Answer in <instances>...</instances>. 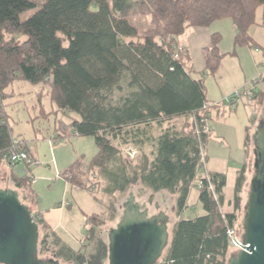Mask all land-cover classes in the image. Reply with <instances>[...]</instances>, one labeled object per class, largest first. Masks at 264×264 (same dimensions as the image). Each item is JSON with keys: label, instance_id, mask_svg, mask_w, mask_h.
<instances>
[{"label": "trees", "instance_id": "trees-1", "mask_svg": "<svg viewBox=\"0 0 264 264\" xmlns=\"http://www.w3.org/2000/svg\"><path fill=\"white\" fill-rule=\"evenodd\" d=\"M263 6L264 0H0V167L9 165V180L24 192V202L33 199V179L27 172L15 173L21 163L12 168L10 156L31 154L26 141L13 138L6 110L13 96L8 89L17 81L45 85L57 113L76 115L69 123L56 121L57 139L67 138L70 128L77 137L95 139L98 153L88 170L91 178L97 177L96 187L101 171L117 163L125 195L141 187L151 194L176 196L177 216L187 208L191 190L198 191L205 215L176 222L158 264H225L235 254L228 231L237 229L243 236L247 164L228 204L223 195L226 175H200L209 135L197 133L201 121L208 119L206 87L203 78L188 70L190 57L179 39L191 28L231 19L235 44L259 51L250 30ZM145 17L149 28L141 34L131 19ZM219 40L213 35L203 50L207 72H216L225 56ZM253 87L249 98L264 108V73ZM129 149L137 156L125 155ZM62 177L93 191V178L85 181L81 159ZM106 215L88 216L90 228L78 250L36 215L42 228L39 255L69 264H108V242L98 235Z\"/></svg>", "mask_w": 264, "mask_h": 264}, {"label": "rangeland", "instance_id": "rangeland-1", "mask_svg": "<svg viewBox=\"0 0 264 264\" xmlns=\"http://www.w3.org/2000/svg\"><path fill=\"white\" fill-rule=\"evenodd\" d=\"M42 3V1L39 3L38 8H40ZM38 8L26 12L22 16V19H28ZM149 21V17L133 18L131 19V24L137 27L141 34H143L144 31L149 28ZM256 21L257 25L255 24L254 27L251 28L250 34L259 45V52H256L255 49H251L248 46L236 45L233 23L231 19H223L213 22L220 23V31L218 34L220 40L218 42V47L220 53L225 55L217 71L214 73H211V71L207 72L206 69L203 71V67L205 66L204 68H206V63L204 66L200 64L202 61L201 54H197L195 50V53H190L193 62L189 60V65L187 64L189 68L193 67L191 69L192 76L204 79L207 98L210 99V96L217 97L216 100L210 102V107L205 110L208 116L207 125L209 129L210 127L212 128L210 139L206 145H210L208 149L210 150L209 157L211 160L213 157H216V155L217 157L215 159L229 160L228 163H218L219 160L211 161V163L220 164L219 169L222 172L226 170H228L226 172H231L232 163H242L245 159V153L249 151L250 157H248V161L252 166V175L254 174V148L252 147V136L259 123V119L263 117L264 108L257 101L251 100L248 95L254 88V82L260 79L261 75L264 73V6L258 9ZM203 59H205V57ZM215 61L216 60L213 59V64ZM248 67L252 68V70L247 71L246 69ZM243 68H245L246 73ZM253 69L255 74L251 73ZM247 73L250 74L252 78L248 79V75L246 76ZM8 91L13 94V96L6 101V110L13 129V138L16 141H26L28 148L32 149L33 153L37 152L38 155L34 153L35 157L30 156V160L28 161L30 166L23 164L22 168H24V173L27 172L34 175L36 182L39 183L37 193L40 195V198L43 199V202L42 205H40L41 203L39 201L40 204L37 203V206H39L38 209L43 212L46 224L52 225L59 237L67 242L73 249L77 250L83 246L82 242L90 228L88 216L105 213L107 214L105 217L106 222L99 228L98 235L108 242V232L118 224L123 212L122 206L124 201L128 198L130 193L138 195L142 188L134 187L125 195L121 190L124 182L120 168L117 163H112L106 170L101 171L99 188V184H97L96 189H93V191L79 189L72 185L77 189L71 186L73 190H69L63 205L59 203L58 205H54L59 208L45 210L60 198L59 186L52 182L53 179L51 176L54 173L51 175L50 172H48L50 169H54V151L62 164H67L72 155L75 157V160L78 158L81 159L83 162L85 181L87 182L89 180L88 177L91 178L90 175H92L88 169L90 168L92 159L98 153V147L93 137L78 138L73 135L74 132L71 128L67 138L63 140L57 139L58 132H56V121L63 120L69 123L71 116L76 115L70 113L64 114L63 112L57 113L56 111L58 108L51 101L50 95L48 94L49 89L45 85H34L25 81H17ZM236 94L241 95L239 100H237ZM78 140L81 142L80 145L76 142ZM124 153L132 158L137 156V153L133 154L131 149L124 151ZM61 163H59V165L62 166ZM6 165L7 164L4 163L2 168L7 169L8 165ZM227 167L230 169H225ZM68 169H66V171ZM7 172L10 173L9 169H7ZM61 174H64V172ZM235 174L236 173L233 175L232 171L228 184L224 189L225 196L228 200L234 196L236 187ZM47 176L51 177L48 178L49 181L47 180ZM59 177L60 176L57 175L56 179H60ZM93 177H95V175H93L92 178ZM91 181L97 183L95 179ZM46 192L50 194L45 195L47 194ZM19 194L20 199L22 198V203L28 205L34 213L32 201L29 200L28 203H25L23 199L24 192H19ZM149 195L152 194L145 192L143 199ZM161 197L162 194H158L157 200L160 205L159 210L166 211L172 219V224L169 226L170 243L172 241L176 222L195 219L205 215L203 206L199 201V193L197 190H191L187 208L179 216L176 214L172 195L167 194L164 203H160V200H162L160 199ZM245 205L246 203L243 209H245ZM228 208L229 207H227V209ZM113 209L116 210L115 217L110 219ZM244 211L245 210H243V212ZM36 212L35 209V213ZM243 217L244 214L242 213L241 225ZM40 235H42L41 227ZM232 253L237 254L238 252L233 251ZM39 257L48 259L54 256L41 257L39 255ZM60 261L62 264H69L62 260ZM227 263L228 260L225 264Z\"/></svg>", "mask_w": 264, "mask_h": 264}, {"label": "water", "instance_id": "water-1", "mask_svg": "<svg viewBox=\"0 0 264 264\" xmlns=\"http://www.w3.org/2000/svg\"><path fill=\"white\" fill-rule=\"evenodd\" d=\"M254 174L249 184L244 217L243 248L227 264H264V111L252 136ZM0 175V183L5 181ZM145 190L130 193L116 227L108 232V264H158L170 244L172 219L166 211L151 215L141 203ZM155 209L160 205L156 203ZM40 226L18 191L0 187V264H62L56 257H39Z\"/></svg>", "mask_w": 264, "mask_h": 264}, {"label": "crops", "instance_id": "crops-1", "mask_svg": "<svg viewBox=\"0 0 264 264\" xmlns=\"http://www.w3.org/2000/svg\"><path fill=\"white\" fill-rule=\"evenodd\" d=\"M220 23H213L212 25H210L208 28H191V29H189L180 39H179V43H180V45L181 46H183L184 47V49H185V51L187 52V54L189 55V57H190V62H193V59H192V57H191V52H193V53H195V51H196V53L198 54V53H200L201 54V65L203 64V66H204V64L206 63L205 62V59H203L204 57V54H203V50L205 49V48H207V47H209L210 45H211V43H212V36L213 35H218L219 34V31H220V28H219V25ZM227 24H230V23H227ZM232 24V23H231ZM256 25H257V21H256ZM230 26V25H229ZM254 27V26H253ZM252 27V28H253ZM251 33V32H250ZM234 36H235V29H234ZM195 50V51H194ZM256 52H259L258 50H256ZM189 65V64H188ZM188 67V66H187ZM205 67V66H204ZM203 67V71H205V69L206 68H204ZM193 68V67H192ZM191 67L189 68L188 67V70H190V72L192 73V71H191V69H192ZM244 69V71H245V68H243ZM247 71H250V70H252V68H250V67H248L247 69H246ZM245 73H246V71H245ZM251 73H254L255 74V71H254V69H253V71H251ZM248 75V79H250V78H252V76L250 75V74H246V76ZM9 92V91H8ZM217 99V97L215 96H210V99H208L207 98V101L209 102V104H210V102H212V101H214V100H216ZM8 101V100H7ZM210 126V125H209ZM211 133H212V128L210 127V133H209V135H208V141H209V139H210V135H211ZM78 138H80V137H78ZM208 141H207V143H208ZM77 142V144H79L80 145V141L78 140V141H76ZM209 144H207L206 146H205V150H204V156H205V158H206V161H205V166H204V169L203 170H201V172H200V174H202V176L203 175H206V173L207 174H209V173H222V174H225L226 175V177H227V184H228V181H229V179H230V175L232 174V171H233V175H234V173H236L235 175H236V178H235V181L237 180V176L239 175V172L241 171V169H242V167H243V165L244 164H247V171H246V177H247V183H246V185H247V190H248V188H249V184H250V181H251V179H252V166H251V163L248 161L249 160V158L248 157H250L249 156V153H245V159H244V161L242 162V163H232V168H231V172H226V171H228V170H226V171H221L220 169H219V167H220V164L219 165H217V163H211V161L212 160H214V161H216V160H219L218 161V163H228L229 162V160H222V159H215L216 157H217V155H216V157H213L212 158V160H211V158L209 157L210 156V150L208 149L209 148ZM72 148H73V146H72ZM73 150H75V149H73ZM36 155H37V152H34ZM34 153L32 152V149H30V156L31 157H35L34 156ZM38 156V155H37ZM61 160H63V159H61ZM75 157L72 155V156H70V158H69V162L67 163V164H62L60 161H59V158H58V156L56 155V153H55V151H54V169H50V171H48V172H50V174L52 175L53 173V175L51 176L52 177V179H53V184H58V186H59V188H58V190L60 191V198H59V200L57 201V202H55L54 204H52L51 206H48L47 207V209H45V210H49V209H56V208H59L58 206H54V205H58L59 203L60 204H64L63 202L65 201V198H66V195L68 194V192H69V190H73V189H71V183L69 182V181H67L66 179H64L63 177H62V174L61 173H65V171H66V169H68L69 167H71L70 165L73 163H75L77 160H79V158L78 159H76L75 161ZM74 161V162H73ZM235 162V161H234ZM59 163H61L62 164V166L61 165H59ZM67 165V166H66ZM7 166V165H6ZM22 166H23V164H21V165H18V166H16L15 167V169H14V172L15 173H17V174H19V175H23V173H24V168H22ZM7 169H9V171H10V173H8L7 172ZM7 169H4V168H2V166L0 167V175H1V177H3L4 176V174H6V176H5V181H2L1 183H0V187H2V188H11V189H14V190H16V191H18V192H22V190H19L18 188H16L11 182H10V180H9V175L11 174V169H10V167H9V165L7 166ZM225 169H230L229 167H227V168H225ZM231 173V174H230ZM60 176L59 178L60 179H56V176ZM30 176L32 177V179H33V183H32V188H31V190H30V193H31V195H32V197H33V199L31 200L32 201V205H33V208H34V213H35V209H36V215H39L40 217H41V219L46 223V221H45V218H44V214H43V212L42 211H40L38 208H39V206H37V203L38 204H40V205H42V202H43V199H41L40 198V195L37 193V188H38V182H36V180H35V176L34 175H31L30 174ZM50 177V176H49ZM48 176H47V180L49 181V178ZM50 177V178H51ZM56 179V180H55ZM55 180V181H54ZM227 186V185H226ZM73 187V186H72ZM100 187V184L98 185V188ZM73 188H75V187H73ZM98 188H97V190H98ZM75 189H77V188H75ZM194 190H196V189H194ZM72 192V191H71ZM47 194H45V195H49L50 193H48V192H46ZM160 194H162V197L160 198V199H162V200H160V203H164L165 202V197H166V195H167V193H160ZM43 195V194H42ZM152 195H155V198H154V201L156 202V203H159V201L157 200V196H158V194H152ZM152 195H149V196H152ZM169 195V194H168ZM223 195H224V198H225V201H226V203L228 204L231 200H232V198H230L229 200L227 199V197L225 196V193L223 192ZM39 197V198H38ZM172 197L174 198V203H176V196H173L172 195ZM190 198V197H189ZM39 201H40V203H39ZM67 201V200H66ZM67 203V202H66ZM66 205V204H65ZM175 208V210H176V206L174 207ZM48 226L56 233V231H55V229H54V227H52V225H50V224H48ZM57 234V233H56ZM58 235V234H57ZM59 236V235H58ZM61 238V237H60ZM62 239V238H61ZM63 240V239H62ZM64 241V240H63ZM65 242V241H64ZM67 245H69L67 242H65ZM82 245V244H81ZM70 246V245H69ZM71 247V246H70ZM80 249V248H79ZM76 250V249H75ZM78 250V249H77Z\"/></svg>", "mask_w": 264, "mask_h": 264}, {"label": "built area", "instance_id": "built-area-1", "mask_svg": "<svg viewBox=\"0 0 264 264\" xmlns=\"http://www.w3.org/2000/svg\"><path fill=\"white\" fill-rule=\"evenodd\" d=\"M237 100H239L241 98V95L236 94ZM210 107V104L207 102L204 105V109H208ZM207 122L205 119H203L201 121L202 125L201 127L197 128V133L200 134L202 133H209L210 129L207 125ZM74 136L77 137L76 133H73ZM133 154H136V151H132ZM204 154V153H203ZM202 162L203 165L205 166V158L204 155H202ZM30 160V157L28 156V154L26 152H13L10 156V162L12 164V168L16 166V164L18 163H22L24 161L28 162ZM204 166L202 167L201 170L204 169ZM67 177H72V173L68 172ZM96 177V176H95ZM95 177H93V180L96 179ZM94 182V181H93ZM91 182V187L92 189H96V184ZM34 219L37 222V218L35 217L36 215L33 213ZM229 241H230V245L233 251L239 252L242 250H245V248H243V238L240 234V232L237 229H230L227 233Z\"/></svg>", "mask_w": 264, "mask_h": 264}, {"label": "flooded vegetation", "instance_id": "flooded-vegetation-1", "mask_svg": "<svg viewBox=\"0 0 264 264\" xmlns=\"http://www.w3.org/2000/svg\"><path fill=\"white\" fill-rule=\"evenodd\" d=\"M144 196V195H143ZM143 196L142 197H140L139 198V201L141 202V203H144V202H149L150 200H152L151 199V196H147L145 199H143ZM153 203L151 204V206H150V214L151 215H153V214H156V213H158L160 210H156L155 209V205H156V202L153 200L152 201Z\"/></svg>", "mask_w": 264, "mask_h": 264}]
</instances>
